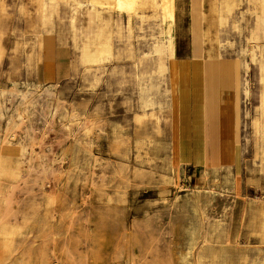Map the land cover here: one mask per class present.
<instances>
[{"label": "rangeland", "instance_id": "rangeland-1", "mask_svg": "<svg viewBox=\"0 0 264 264\" xmlns=\"http://www.w3.org/2000/svg\"><path fill=\"white\" fill-rule=\"evenodd\" d=\"M56 2L37 18L0 0V264H264V35L199 0L206 56L182 62L192 0H175L173 41L147 12L133 55L115 38L90 68L95 15ZM252 13L264 24V0Z\"/></svg>", "mask_w": 264, "mask_h": 264}, {"label": "bare ground", "instance_id": "bare-ground-1", "mask_svg": "<svg viewBox=\"0 0 264 264\" xmlns=\"http://www.w3.org/2000/svg\"><path fill=\"white\" fill-rule=\"evenodd\" d=\"M30 1L31 3H33L32 5L34 6L35 14L38 16L41 6L43 2H45L46 0H38V1L30 0ZM241 1L242 0H240V2ZM60 2L62 3V5L69 4L70 8L72 7L71 3L73 2H75L76 4L77 3H80V4L87 3L89 6H91L94 9L97 22L99 21L98 16L101 10H104L110 14V22H111L110 30L105 32L103 29L99 27L97 35L93 36L90 44L86 46L85 56L87 58H86L85 63L90 68L94 66H101L106 61L110 60L113 57L114 54H113L112 48H113V40L115 39L114 29H117V39L124 44L125 50L128 52L130 56L133 55L134 48L131 43L132 42L131 34L134 32L133 22L136 20L137 16L146 14L147 12H153L150 18H154V20H156V25L161 26L162 28L161 30L163 31V37L165 40L171 42L173 41V39H175V19H174L175 0H113V3L106 4V5L97 3L94 0H85V2H82L80 0H60ZM198 2L199 0H192V9H191V14H190V18H191L190 31H191L192 46H193L192 54H193V59H194V62L196 63L195 64L196 66H198V61L204 55V47L201 44L202 35H201V29H200V22L202 19V14L200 10L197 8ZM240 2L239 1L233 2L234 4L232 5V11H233L232 13H234V15L237 16L238 20H240L241 22H244V25L241 23L243 26L242 30L248 32L249 42L257 45L258 42L261 40L259 31L256 25L257 18L253 17V19H251V16L249 15L248 11H252V9L257 8L258 0H243V6H246L248 17L243 15L242 12H240L241 7H242ZM23 10H25V8H23ZM125 20L126 22L124 23ZM193 69H195V67ZM261 83H262V86H261V93L259 97V106H258L260 117L255 118L253 121V130L257 137L261 136L263 129H264L263 128L264 126V79H262ZM196 87H197V84L195 83L194 91L196 90ZM28 96L25 94L21 96L20 105L23 108L21 109V107H17L18 111L17 113H15L16 118L22 119L24 117L23 115L24 112H27L25 111L26 105L29 103L30 100H32V99L28 100L29 99ZM51 96H52V93H51ZM19 108L21 109L22 113L19 111ZM2 111H3L2 106L0 105V115L2 114ZM90 131L91 130L87 128V133H90ZM0 169L2 170V168Z\"/></svg>", "mask_w": 264, "mask_h": 264}, {"label": "crops", "instance_id": "crops-1", "mask_svg": "<svg viewBox=\"0 0 264 264\" xmlns=\"http://www.w3.org/2000/svg\"><path fill=\"white\" fill-rule=\"evenodd\" d=\"M46 1H49V0H46ZM45 1V2H46ZM100 2H111V3H113V0H99ZM243 1V0H242ZM45 2H43V3H45ZM224 2H225V4H224V6H225V10H226V12H227V14H229V16H222V24H225L224 22H227V21H229V17H230V13H229V10L231 9V7H232V4H230V3H228V0H224ZM87 4V3H86ZM56 9H57V11H58V14H57V16H59L60 15V12H61V8H62V3L60 2V0H57V2H56ZM71 5H72V7L73 6H82L83 4H80V3H75V2H73V3H71ZM63 7H67V6H63ZM82 10H88V11H90V12H92L94 15H95V11H94V9L91 7V6H89V5H83V7H82ZM72 12V11H71ZM253 9H252V11H248V13H249V15L251 16V19H253V17H256L257 18V22H256V25H257V28H258V31H259V35H260V38L262 39V37H263V35H264V24H262V25H260V22H259V19H258V17H257V15H253ZM39 17V15L37 16V18ZM106 18H108V15H106ZM190 20H191V18H190ZM224 21V22H223ZM201 23V22H200ZM40 25V24H39ZM94 28H93V35H92V37L93 36H95V35H97V33H98V30H99V27H100V24H98V22H97V20H96V15H95V19H94ZM70 27H71V19H70ZM38 28H39V26H38ZM190 29H191V21H190ZM200 29H201V24H200ZM133 34H134V32L131 34L132 35V39H133ZM201 35H202V33H201ZM114 37L117 39V29H114ZM190 38H191V44H192V37H191V31H190ZM132 43V42H131ZM204 47V46H203ZM112 51H113V48H112ZM192 51H193V46H192ZM204 57L206 56V50H205V47H204V55H203ZM210 58H211V60L210 61H208V60H205V62H204V65H207V66H210L213 62V58H212V56H210ZM202 59V58H201ZM200 59V60H201ZM199 60V61H200ZM193 61V54H192V57L191 58H189V59H184L182 62H192ZM198 61V62H199ZM141 62H146L147 63V66H148V68L150 69L151 68V63H150V61L148 60V59H146L144 56L141 58Z\"/></svg>", "mask_w": 264, "mask_h": 264}]
</instances>
